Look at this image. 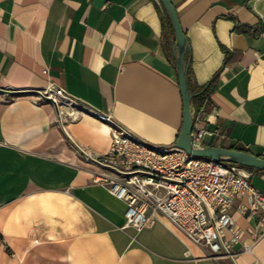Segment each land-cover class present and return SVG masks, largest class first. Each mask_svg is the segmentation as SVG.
Masks as SVG:
<instances>
[{
	"label": "crops",
	"instance_id": "0c3cea01",
	"mask_svg": "<svg viewBox=\"0 0 264 264\" xmlns=\"http://www.w3.org/2000/svg\"><path fill=\"white\" fill-rule=\"evenodd\" d=\"M190 52L187 78L206 145L264 158V0H170ZM175 33L159 0H0V88H64L83 111L62 119L89 155L105 153L109 114L142 139L174 144L182 124ZM68 140L56 107L0 92V264H258L264 237L212 257L156 220L124 225L126 204L93 180L98 167ZM264 194V170L247 168ZM237 200L242 240L262 227Z\"/></svg>",
	"mask_w": 264,
	"mask_h": 264
},
{
	"label": "built area",
	"instance_id": "2783aa9c",
	"mask_svg": "<svg viewBox=\"0 0 264 264\" xmlns=\"http://www.w3.org/2000/svg\"><path fill=\"white\" fill-rule=\"evenodd\" d=\"M33 95L36 101L50 99L60 120L76 119L83 111L63 87L48 83ZM193 109L192 144L203 145V138L212 134L199 123L204 104ZM89 114L108 127L109 144L105 153L86 157L98 170L93 180L126 204L124 225L136 230L151 226L156 220L179 232L187 241L208 249L212 257L230 256L224 232L231 233V241H240L242 250L251 252L253 244L264 237V194L249 182L245 166L192 155L175 144L150 143L116 122L109 114L98 110ZM243 213L253 217L262 227L252 242L242 240L229 212L241 199ZM258 264H264V260Z\"/></svg>",
	"mask_w": 264,
	"mask_h": 264
},
{
	"label": "water",
	"instance_id": "95a60500",
	"mask_svg": "<svg viewBox=\"0 0 264 264\" xmlns=\"http://www.w3.org/2000/svg\"><path fill=\"white\" fill-rule=\"evenodd\" d=\"M163 8L165 9L175 33V47H176V68H177V80L182 101V124L180 131L178 133L177 139L174 144L185 149L192 155L199 157H208L215 159L217 161H226L240 164L246 167H253L257 169L264 170V158L259 157L247 151L237 150L232 148H227L224 146L216 145H200L195 146L191 141V130L193 127L194 112L192 107V97L197 94L196 92H191L188 85L187 70L189 61L185 59V53L190 52L188 43L186 41L185 33L180 24L178 14L174 5L170 0H159ZM0 92L19 95V94H33L40 95L41 92L38 89H4L0 88ZM50 102V99H46ZM58 112V111H57ZM59 123L63 132L65 133L68 140L72 145L83 154L90 157L65 131L60 118L58 117Z\"/></svg>",
	"mask_w": 264,
	"mask_h": 264
},
{
	"label": "trees",
	"instance_id": "16d2710c",
	"mask_svg": "<svg viewBox=\"0 0 264 264\" xmlns=\"http://www.w3.org/2000/svg\"><path fill=\"white\" fill-rule=\"evenodd\" d=\"M209 87V86H208ZM207 87V88H208ZM207 88L206 89H204L203 91H201V92H198L197 94H195L193 97H192V101L195 99V98H197V96L198 95H200V94H205L206 93V90H207ZM191 91V90H190ZM192 92V91H191ZM246 167V166H245ZM246 168H253V167H246Z\"/></svg>",
	"mask_w": 264,
	"mask_h": 264
}]
</instances>
